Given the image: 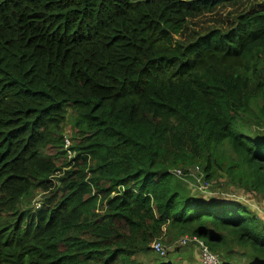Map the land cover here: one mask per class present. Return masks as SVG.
Returning <instances> with one entry per match:
<instances>
[{
	"label": "trees",
	"instance_id": "1",
	"mask_svg": "<svg viewBox=\"0 0 264 264\" xmlns=\"http://www.w3.org/2000/svg\"><path fill=\"white\" fill-rule=\"evenodd\" d=\"M235 1L0 0V264H177L153 242L182 235L264 264V220L195 177L264 196V6L175 39Z\"/></svg>",
	"mask_w": 264,
	"mask_h": 264
},
{
	"label": "rangeland",
	"instance_id": "2",
	"mask_svg": "<svg viewBox=\"0 0 264 264\" xmlns=\"http://www.w3.org/2000/svg\"><path fill=\"white\" fill-rule=\"evenodd\" d=\"M264 6V0H237L235 2L226 3L214 11L205 12L194 18H191L187 27L175 39L184 41L185 43L197 39L200 35L205 34L212 28L227 29L232 26L234 15L240 12L253 11ZM67 132L70 133L69 128ZM223 181L224 186L213 187V195H208L209 191H204V199L208 197L234 199L243 202L253 212H256L264 220V196L254 192L244 190L241 187L229 184L228 181ZM196 186V185H195ZM195 196H199V190H193ZM41 192L35 195L33 200H40ZM185 236V235H182ZM164 241V240H163ZM168 241V240H167ZM165 242L167 246L166 259L174 261L177 264H207L204 261V248L197 242H188L187 244L177 243L169 247V243ZM221 264H236L238 257L230 258L228 255L219 256L215 254ZM230 262V263H229Z\"/></svg>",
	"mask_w": 264,
	"mask_h": 264
},
{
	"label": "built area",
	"instance_id": "3",
	"mask_svg": "<svg viewBox=\"0 0 264 264\" xmlns=\"http://www.w3.org/2000/svg\"><path fill=\"white\" fill-rule=\"evenodd\" d=\"M69 145H70V140H69V138H66L65 139V147L68 148ZM196 169L198 170V168H196ZM178 173H181V171H178ZM195 177L197 178V181H198L197 183L200 185L199 189L203 192L205 190L208 191L209 183L202 181L203 180L202 173H200V175H195ZM188 242H190V243L191 242H197L203 246V248H204V252H203L204 261L207 264H221L220 261L218 260L217 256L205 246L202 239H200L198 237H190V235L181 236L178 239V243H180V244H187ZM153 250H154V252L158 253L159 255L165 256L167 254L168 248L161 240H156L153 242Z\"/></svg>",
	"mask_w": 264,
	"mask_h": 264
}]
</instances>
